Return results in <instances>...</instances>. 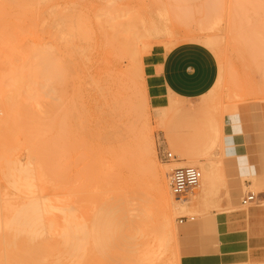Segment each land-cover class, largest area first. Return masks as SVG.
<instances>
[{
    "label": "rangeland",
    "instance_id": "1",
    "mask_svg": "<svg viewBox=\"0 0 264 264\" xmlns=\"http://www.w3.org/2000/svg\"><path fill=\"white\" fill-rule=\"evenodd\" d=\"M207 38L216 46H207ZM184 43L213 52L222 82L199 99H173L168 107L153 108L142 60L135 61L134 52L143 59L156 45L169 50ZM262 109L264 113V0H0L1 205H21L27 199L25 194L13 196L4 178L5 160H17L43 175L39 184L46 198L65 200L80 214L104 202L106 210L117 205L132 223H125L131 236L134 227L144 230L136 239H120L123 248H95L92 243L78 251L8 248L13 235L2 227L0 264H182L183 256L208 248L218 214L237 210L249 193L264 191V175L259 186L254 178L245 179V191L236 201L227 192L229 173L223 167L228 158L226 117L246 136L252 114L262 116ZM160 148L178 159L208 148L218 165L213 164L217 191L207 195L211 201L202 198L198 205L203 216L176 198L170 239L163 230L156 174H167L169 181L173 168L160 159ZM200 165L209 166L205 161ZM192 166L204 175L197 164ZM223 168L222 180L218 171ZM191 217L195 221L179 223ZM243 262L262 263L239 258L229 264Z\"/></svg>",
    "mask_w": 264,
    "mask_h": 264
},
{
    "label": "crops",
    "instance_id": "2",
    "mask_svg": "<svg viewBox=\"0 0 264 264\" xmlns=\"http://www.w3.org/2000/svg\"><path fill=\"white\" fill-rule=\"evenodd\" d=\"M142 67L147 99L153 108L168 107L173 99H199L214 88L219 76L216 56L196 43L179 44L169 50L156 45L143 57ZM261 115L252 114V123L245 126L246 136L244 129L234 124L230 117L225 119V152L228 158L224 160L223 167L229 173L227 192L236 201L245 191V179L254 178L255 185L259 186V176L264 175L263 109ZM237 158H241V164ZM246 164L253 169L252 172ZM224 168L218 171V178L222 180ZM210 171L211 185L205 181L202 186V198L206 203L211 200L205 199L204 194L217 191V171L213 167ZM236 201L233 200L234 204ZM248 206H242L240 202L234 207L237 210L218 214L217 232L213 233L208 248H198V253L194 250L192 254L183 256L181 263L229 264L243 258L264 264V191L256 195Z\"/></svg>",
    "mask_w": 264,
    "mask_h": 264
},
{
    "label": "bare ground",
    "instance_id": "3",
    "mask_svg": "<svg viewBox=\"0 0 264 264\" xmlns=\"http://www.w3.org/2000/svg\"><path fill=\"white\" fill-rule=\"evenodd\" d=\"M216 21H218V20H216ZM205 44L209 47L210 46H213V47L216 46L215 42L212 38H207L205 40ZM133 56H134L133 57L134 60L137 61L139 59V62L141 64L142 57L139 56V52L138 51L134 52ZM222 79H223V76H222V73H220L214 88L208 94H211L214 89L219 87V85L222 82ZM18 94H20V93H18ZM22 96H23V94H22ZM10 98L9 99L7 98L8 104L12 99V98L11 99ZM19 98H21V96L18 95V99ZM15 101L16 100H14V102ZM19 101H20V99H19ZM21 102H22V100H21ZM21 104H24V103L22 102ZM16 105L18 107V104H16ZM28 105H30V104H28ZM176 107H177L176 105L172 106V108H176ZM12 110H13V108H12ZM26 110H27V108H26ZM9 112H10V110H9ZM23 114H24V112H23ZM31 115L32 114L27 113V116H31ZM35 119H36V117H35ZM35 123H36V121H35ZM204 129H206V128H204ZM31 134H32V132H31ZM108 134H109V131H108ZM115 135H117V133H115ZM109 136H111V135H109ZM149 149H151V148H149ZM152 149H154V148H152ZM203 150L204 151L202 153L194 152V153L188 155V158H185V157L184 158L180 157V159L176 158L174 160V162L171 163L169 166V169H171V168H175V167H186V166H192V165L197 164L200 167V169L204 172V175L202 174V180H201V184H200V187L198 188V190L190 193L188 198H185L183 200L182 199L179 200L180 202H183V204L185 203L187 206H190V208H193L194 212L200 217L204 215L203 213H201L198 210V205L201 202L202 194H203L202 186H203L205 181H208L211 185V181H212L211 175L212 174H211L210 169H212L213 164L216 165V163L213 160H211V157L207 152L208 148H205ZM151 151L152 150H150V153H151ZM152 152L154 153V151H152ZM5 161H7V162H4V163H7L6 164L7 167H6V172L5 173L3 172L4 178L7 181L9 189H11V191H12V195L15 197L17 194L27 195V199L25 201H22L20 199L22 201L21 205H17V204L10 205V203H7L6 205H4V204L1 205V203H0V229L2 227H4L3 229L4 230L6 229L5 231L8 230L9 233H11L13 235V236H11V237H13V239H11V241H10V242H12V245H10L11 243H9V242H8L9 245H8V243L5 244V242H7V240H8V239L6 240V238L5 239L3 238V240H1V241H3L5 246L6 245L9 246L8 248H11L10 246H13V247L14 246L15 247L20 246L19 248H74V249L76 248L78 251H81V249L83 250V248H90L92 243L94 244L95 248H114L115 245H116L115 248H118V247L123 248L124 246H122V245H125V243H123V241H121L122 239L126 241L127 238L128 239L130 237L134 238V235L136 236L137 234L142 232L143 229L141 230V228H143V227H141V228L138 227V230L136 232V229L134 226L137 227L136 224H138V223L134 222L133 227H134L135 233L133 236L130 235V233L128 231L131 232V230L128 229V226H126V225H127V223L128 224L130 223L129 225H131L132 223L128 222L127 216L125 214L121 213L122 210H124V209H122V207H119V209L116 210L118 208L117 205H116V207L112 206V208L110 206V207H108L109 209L106 210V209L102 208V205L105 202L104 203L101 202L102 204L100 207L102 209L99 207H97V209L94 208V210L92 208H90L91 210L89 209V211H86V212L83 211V213L80 214L79 210H77V208L74 205L68 204L69 202H67L65 200L60 201V199L57 198L56 196H50L49 198L48 197L46 198V194L45 195L43 194L44 192L42 189H40V184H39L40 182H43V180H44L43 175L41 173L37 172L36 169L33 168L34 166L32 164L22 165V163L17 161V160L16 161L5 160ZM200 161H205L209 166L206 168L203 167L202 165H200ZM192 167H194V166H192ZM156 175H157V183H158L159 191H160V203H161L160 207L161 208L159 210H160L161 215H162L163 230L165 232L167 231L168 235L170 234L169 235L170 237L168 238V239H170L172 237L171 235H173L172 229H171L173 221L171 219L170 214H171V212H175L176 197H174L170 191L169 181H168V178L166 177L167 174L164 175L162 173H158ZM46 183H47V181H46ZM8 194H10V193H8ZM8 194H7V196H8ZM3 197H5V196H3ZM207 198L208 197L206 195L205 199H207ZM0 201H1V199H0ZM107 201H108V199H107ZM1 202H3V199ZM136 203H138V202H136ZM90 204L93 205V203H89V205ZM104 206H106V205L104 204ZM131 206H132V204H131ZM133 209L135 210V208H133ZM7 211L11 213V216L9 215L10 217L7 216L8 218H5L4 215L7 213ZM57 212L59 214L62 212L63 213L62 215L64 217H60L59 214H57ZM119 212H120V214H118ZM117 214H118V216H116ZM130 216H131V214H130ZM141 216H143V214ZM192 218H194V217H192ZM141 220H144V219H142V217H141L139 222H142ZM134 221H135V219H134ZM145 221H143L142 223H144ZM194 221H195V218H194ZM125 223H126V225H125ZM139 225L141 226V224H139ZM143 226H145V223ZM121 229L123 230L122 233L119 232V230H121ZM143 232H144V230H143ZM165 232H164V234H166V237H167V232L166 233ZM3 237H6V236H3ZM0 238H2V237H0ZM115 238L118 239V240L117 239L116 240L119 243L122 242L120 244L121 246L119 244H117L118 242L115 240ZM14 239L17 240L16 242H14L15 245H13ZM134 239H136V238H134ZM137 239H139V238H137ZM146 240H147V238H146ZM133 241H135V240H133ZM148 248H153V247L151 244H148ZM140 249H141V247H140ZM130 250H131V247H130ZM144 252H145V250H144Z\"/></svg>",
    "mask_w": 264,
    "mask_h": 264
},
{
    "label": "built area",
    "instance_id": "4",
    "mask_svg": "<svg viewBox=\"0 0 264 264\" xmlns=\"http://www.w3.org/2000/svg\"><path fill=\"white\" fill-rule=\"evenodd\" d=\"M159 157L162 161L166 163H173L176 157L166 150L165 148H160ZM202 180L201 171L192 166L186 167H175L171 170L169 176V188L174 197L179 200H183L188 198L189 194L195 192L200 187ZM256 199V195L254 193H249L243 200L241 201L242 206H247L251 202ZM193 222L194 218H182L179 220L180 224L184 222Z\"/></svg>",
    "mask_w": 264,
    "mask_h": 264
}]
</instances>
